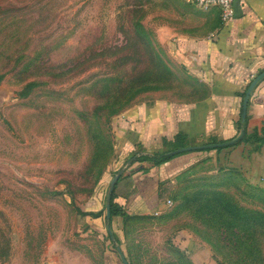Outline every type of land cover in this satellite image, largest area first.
Instances as JSON below:
<instances>
[{
  "label": "rangeland",
  "instance_id": "obj_1",
  "mask_svg": "<svg viewBox=\"0 0 264 264\" xmlns=\"http://www.w3.org/2000/svg\"><path fill=\"white\" fill-rule=\"evenodd\" d=\"M191 7L0 0V264H123L120 252L128 264H190L196 252L219 264H264V140L260 169H192L174 183L172 204L115 215L118 241L108 238V184L132 156L117 157L115 115L203 95L165 41L187 26ZM216 199L255 222L230 227L221 208L205 211Z\"/></svg>",
  "mask_w": 264,
  "mask_h": 264
},
{
  "label": "crops",
  "instance_id": "obj_2",
  "mask_svg": "<svg viewBox=\"0 0 264 264\" xmlns=\"http://www.w3.org/2000/svg\"><path fill=\"white\" fill-rule=\"evenodd\" d=\"M186 1L195 6L191 7L194 15L185 28H174L165 41L173 57L198 81L203 95L134 104L116 114L113 131L120 161L133 153L166 149L180 142L227 140L240 131L242 93L264 70V0H233L234 14L226 23L221 22L219 7L203 9ZM245 119L247 134L264 135V75L250 92ZM237 141L221 148L185 150L160 164L127 160L115 182L114 199L127 214L151 213L170 198L174 183L186 169H260L255 156L260 141L253 137ZM94 198L98 204L100 192ZM100 209L98 205L94 212ZM192 260L219 264L197 252Z\"/></svg>",
  "mask_w": 264,
  "mask_h": 264
},
{
  "label": "trees",
  "instance_id": "obj_3",
  "mask_svg": "<svg viewBox=\"0 0 264 264\" xmlns=\"http://www.w3.org/2000/svg\"><path fill=\"white\" fill-rule=\"evenodd\" d=\"M245 90L243 91L242 96H244ZM245 122H246V119L240 120L239 130L241 129L242 126L245 127ZM252 137L255 140L260 141V142H261V140H264V135H258L257 132L252 133L250 135L245 132L244 135L242 136V138L239 139L238 141L245 140L247 138H252ZM181 146H184V145H183V143L180 142L178 145H174V146L168 147L166 149L153 150V151H140V152L137 153V155H136V157L134 159L146 160V161H148L149 163H152V164H160V163L172 158L173 156H175V155H177L179 153L186 152V151H181V152H176L175 151L176 148L181 147ZM208 148H212V147H203V148H197V149H192V150H200V149H208ZM216 148H221V146H218ZM187 151H190V150H187ZM133 155H135V153H133L132 156ZM132 156H130V157H132ZM118 170H119V168L116 170V172ZM191 170L192 169H186L185 171H183L180 174V176L183 175V174H187ZM205 204H206V207H207V210H205V211H207V212H213L214 213L216 211H220V208H221L224 211V212L222 211V214L224 215V218L227 221H229V225H231L230 227L234 228V227L240 226L241 228H244L245 226L251 225L252 223L255 222L253 214L248 212V210H246V209L243 210V208L238 207L234 203H231V202H228V201H223V202L220 201L219 202L216 199L214 201L213 200L212 201H207ZM104 210L106 212V206L105 205H104ZM90 213L94 214V215L100 214L99 211H96V212L93 211V213L92 212H90ZM126 214L127 213L124 210L123 204L117 202L114 199V191H112L111 199H110V226H111V220H112L113 216H115V215L124 216ZM259 214H260L261 217H264V213H259ZM105 218H106V213H105ZM108 238L110 239L111 242L112 241H115V242L118 241V237L116 236V234L113 233V231H112V236L108 232ZM175 247H176V249L182 250L183 252L186 251L185 248H182L179 245H175ZM189 261H190V264H195L192 259H189ZM123 264H128V263L127 262H123Z\"/></svg>",
  "mask_w": 264,
  "mask_h": 264
},
{
  "label": "water",
  "instance_id": "obj_4",
  "mask_svg": "<svg viewBox=\"0 0 264 264\" xmlns=\"http://www.w3.org/2000/svg\"><path fill=\"white\" fill-rule=\"evenodd\" d=\"M264 75V70H262L260 73H258L248 84L244 96H243V100H242V107H241V118L242 120L245 119L246 116V107H247V101L250 95V92L253 88V86L255 85V83ZM245 133V127L242 126L239 133L230 139L227 140H222V141H215V142H206V143H201V144H189V145H184L181 147H178L175 149L176 152H181V151H185V150H192V149H197V148H203V147H218V146H224V145H229L234 143L235 141L239 140L240 138H242V136ZM137 154L133 155L132 157H130L128 159V161L134 159L136 157ZM123 171V167H121L110 179L109 182V186H108V190H107V195H106V227L107 230L109 232V234L112 236V230H111V226H110V199H111V193L113 191L114 188V184L116 182V180L118 179V177L120 176V174ZM120 251V250H119ZM120 255L123 259L124 262H126V259L123 256V253L120 252Z\"/></svg>",
  "mask_w": 264,
  "mask_h": 264
},
{
  "label": "built area",
  "instance_id": "obj_5",
  "mask_svg": "<svg viewBox=\"0 0 264 264\" xmlns=\"http://www.w3.org/2000/svg\"><path fill=\"white\" fill-rule=\"evenodd\" d=\"M197 7L207 9L211 6H217L220 9V19L222 23H226L234 14L233 0H190ZM168 205L172 204L170 198L166 199Z\"/></svg>",
  "mask_w": 264,
  "mask_h": 264
}]
</instances>
